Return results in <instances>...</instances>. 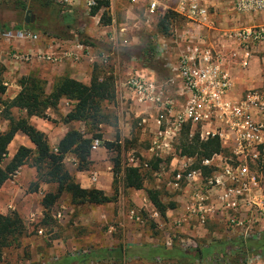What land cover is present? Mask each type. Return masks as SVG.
<instances>
[{
    "label": "rangeland",
    "instance_id": "rangeland-1",
    "mask_svg": "<svg viewBox=\"0 0 264 264\" xmlns=\"http://www.w3.org/2000/svg\"><path fill=\"white\" fill-rule=\"evenodd\" d=\"M30 1L19 0V3L27 5ZM84 1L54 0L53 13L48 12L49 10L28 12L27 23H24L25 11L21 9V4L14 0H0V86L4 89L3 93L0 94V129H4L7 124L4 103L11 100L13 94H17L19 91L18 81L21 78L32 76L39 79L45 83V92L48 93L54 83L62 78H69L66 69H70L71 64H78L81 61V58H75L72 59L73 61H64L60 65H56L55 62L48 60L49 55L52 58L56 57L54 53L52 54L50 51L35 53L36 50H31L32 52L16 50L15 45L17 43H21L23 47L36 45L40 48L44 47L43 49L66 44L68 48L66 47L65 50L73 47V44H80L86 48L85 50L93 59L91 64H94V60H101L102 57H107L108 63L106 65L102 64V68L106 72L104 76L111 78L113 88L115 86L114 81L117 84L119 78L125 80L130 72L134 70L135 65L146 69L147 67L151 68L156 72V79L159 81L166 78L163 60L167 57L174 60L176 55L174 45L171 44V35H168L170 45L167 55L156 57L154 53L150 61L147 58L143 59L144 46L150 44V42L153 48L155 46L150 37L152 30L143 26L141 22L140 26H138L139 24L136 25V20L132 18L133 13L131 10L122 9L117 12L113 7L110 12L113 27L107 28L100 21L103 9L91 16L90 9L85 8ZM227 1L229 2V0ZM228 7L232 13H236L230 2ZM58 9H61V12L57 13ZM210 9L213 8L210 7ZM61 13L67 14V17L62 18ZM251 15L262 16L257 13ZM31 18L32 22H30ZM34 22H37L35 29L22 30L23 33H33L38 36V40L34 43L24 44V40L8 39L2 36L5 31H11L14 34L16 32L15 27ZM69 22H72L73 30H67L66 26ZM39 24H46L48 26L47 29L54 35L69 36L68 40L50 38L42 34L41 31L37 30ZM120 27H125L126 32H123L125 36L118 35ZM211 41H213L212 37ZM255 50H253V53L257 54L254 52ZM92 75L101 76V69H96V71L93 69ZM130 103L131 101L127 100V104ZM127 104L126 106H128ZM59 106L55 110L47 111L49 121L42 120L49 128L55 129L54 134L56 136L62 130L64 131V127H69L61 123V119L66 115L67 109H71V104L65 100L59 101ZM121 107L118 104L116 105L114 94L110 102L102 103L103 122L96 127H90L86 124L84 127L85 139L92 140L96 138V135L102 138L109 132L113 136L109 143L116 144L115 146L109 149L106 148V150L100 149L95 153L90 152L89 149L88 163L84 171H79L81 164L73 155H66L62 159L64 170L79 186L80 179H90L91 175L96 174L97 182L92 185V188L96 186L99 190L102 189L101 191L106 196L113 197V202L100 206L87 203L73 205L69 196L62 194L48 212L45 213L41 206V200L45 193L54 191V185L36 182L35 169L27 161L0 188V211L4 210L2 215L15 213L21 219L23 225L22 235L18 238L17 244L1 251L0 264H47L76 251H95L104 248L114 249L142 245L188 247L187 239H189V236H186L187 234L179 232L178 229L155 226L156 224L153 225L152 220L150 221L148 217L152 208L149 205L145 190L159 191L161 200L165 204L173 203L170 198H175V195L167 192L164 186L169 163H158L156 171L161 174V177L156 180L150 172L149 166V163L154 161L147 160L144 153L147 135L143 133L142 136L141 133L140 136L129 112L127 115L121 116ZM9 113L13 118L23 116L22 113H18L15 109H10ZM120 118H124L125 123L126 121H129V124L132 123V126L131 124L128 125L125 132H121L119 127ZM36 121L37 119H33V122ZM73 124L75 127L77 126V123L74 122ZM178 140L174 145V154L176 156L178 155L176 151ZM117 141H120V144H117ZM13 143L15 144L14 149H16L17 145H20V140L14 138ZM27 145H29L30 149H33L31 144ZM103 146L105 147L104 144ZM8 149L3 164L7 163L12 157L13 144H10ZM129 158H139L143 162H147L146 169L141 167L140 171L143 178V189L141 190L124 188L121 183L120 172L116 174L114 187L113 185L111 186L114 161L118 160L120 168L127 167L130 166L127 161ZM132 209L138 212L141 222L128 220V212ZM56 212H60L59 218L52 217V214L55 215ZM31 214L33 215V221L29 218ZM38 229L42 231L41 235L37 234L36 231ZM188 230L189 233L193 234L197 245H208L228 235L233 238L236 237L235 233L231 234L232 232L226 230L217 220L207 222L204 229L192 230L188 228ZM166 240L171 242L166 244ZM263 261L252 256L248 258L245 264H262ZM89 264L173 263L171 261L133 258L119 261L92 262ZM193 264L208 263L194 262Z\"/></svg>",
    "mask_w": 264,
    "mask_h": 264
},
{
    "label": "built area",
    "instance_id": "built-area-1",
    "mask_svg": "<svg viewBox=\"0 0 264 264\" xmlns=\"http://www.w3.org/2000/svg\"><path fill=\"white\" fill-rule=\"evenodd\" d=\"M96 1L85 0V8L94 7ZM229 2L236 13L264 16V0ZM154 10L155 2L152 1L147 6V16ZM173 11L184 20L186 27L172 30L171 44L176 55L173 63L167 58L163 60L169 72L166 78L159 81L133 73L123 85L138 103L155 107L156 130L150 152L158 155L176 143L187 125L188 138L194 134L200 141L216 137L224 153L213 154L193 167L194 157L176 156L170 151L173 163L169 164L164 186L178 199L180 211L171 226L174 229L183 226L204 229L208 221L217 220L231 234L235 233V238H256L264 232V90H251L238 101L230 100L231 80L226 67L234 62L242 68L248 66L253 50L264 47V25L226 33L225 40L236 44V51H227L212 44L211 37L206 35L205 31L214 28L212 12L205 0H175ZM2 36L25 42L38 40L37 35L22 31L14 34L5 31ZM72 48L85 49L80 44H73ZM165 51L166 48H158L161 57ZM55 56L49 55L48 60L57 62L59 59ZM106 59L102 57L101 61ZM100 146L101 140L93 138L90 152L97 151ZM127 161L128 165L133 163L132 158ZM146 167L147 164H143L142 168ZM203 168L208 174H203ZM152 174L156 180L161 177L158 171ZM90 179L94 182L95 176ZM29 216L33 221V215ZM59 216L60 212L53 215L54 218ZM148 217L153 221L159 213L151 210ZM127 218L131 222H141L134 209L128 212ZM36 232L42 234L40 229ZM230 236L226 238H233ZM195 242L193 236L189 237L188 247H194Z\"/></svg>",
    "mask_w": 264,
    "mask_h": 264
},
{
    "label": "trees",
    "instance_id": "trees-1",
    "mask_svg": "<svg viewBox=\"0 0 264 264\" xmlns=\"http://www.w3.org/2000/svg\"><path fill=\"white\" fill-rule=\"evenodd\" d=\"M14 1L19 3V0ZM19 4H21V9L25 12L32 13L34 11L49 10L48 12L53 13L55 2L54 0H31L27 5ZM100 9H103L100 21L104 26H107L110 23L107 1H96V5L90 8V15H95ZM59 12H61V9L57 10V13ZM61 17L65 18L67 14L63 13ZM179 19L181 18L179 17ZM172 20L177 23L178 18L171 12H165L163 17L158 20L157 27L161 35H171L173 27L171 26V28L169 24ZM35 25H37V22L28 23L24 26L19 25L14 29L16 31L35 29ZM47 27L46 24H39L37 30L50 38L68 40L69 36L54 35ZM66 28L71 30L73 28L72 22H69ZM152 49L153 47L150 44L144 46L143 59L149 56L147 60H151ZM18 86L19 91L17 94L4 103L7 124L5 129L0 132V188L19 167L29 161L30 166L35 169L36 182L54 185V191L45 193L41 200V206L45 213L48 212L62 194H67L73 205L87 203L100 206L113 202V197L106 196L101 190L80 188L78 183L63 168V157L73 155L81 164L79 171L85 170L89 157L90 139H85L75 130H69L56 144L55 152H53L49 148L45 134L37 130L29 122L31 117L49 121L47 111L55 110L59 101L64 99L71 104V110L61 119V123L83 122L90 127H96L104 120L101 110L102 103L110 102L114 97L111 78L103 76L99 79V76L92 75L87 85L70 78H62L52 85L48 93L45 92V83L32 76L21 78L18 81ZM3 91V87L0 86V94ZM10 109H15L18 113H22L23 116L13 118L9 113ZM17 133L26 137L33 149L19 146L10 160L3 164V160L7 156V146ZM96 138H99V135H96ZM103 144L108 149L116 145L107 142ZM176 151L179 156L194 157L193 167H197L200 160L209 158L213 154L224 153L216 137L200 141L198 136L194 134L188 138L187 125L182 128ZM158 163L159 161L149 163L151 173L157 170ZM202 170L203 174H208L209 172L205 168ZM140 171L141 169L138 167L127 166L120 168L116 159L112 175L113 187L116 182V174L120 172L121 183L124 188L132 190L143 189V178ZM145 194L151 208L157 211L162 218L166 210L175 207L174 203L165 204L162 202L161 195L157 190L147 189ZM45 215L47 216V214ZM22 231L23 225L17 214H0V254L3 249L17 244ZM252 256L264 260V232L260 233L256 238L240 240L238 238L224 237L208 245L195 244L194 247L142 245L114 249L104 248L95 251H76L47 264H89L92 262L119 261L133 258L171 261L173 264H193L194 262L245 264L248 258ZM262 264H264V261Z\"/></svg>",
    "mask_w": 264,
    "mask_h": 264
},
{
    "label": "crops",
    "instance_id": "crops-1",
    "mask_svg": "<svg viewBox=\"0 0 264 264\" xmlns=\"http://www.w3.org/2000/svg\"><path fill=\"white\" fill-rule=\"evenodd\" d=\"M104 1H107L108 3L109 16H111L110 12H111L112 7L117 12L121 11L122 9H126L128 11L131 10V12L133 13L132 18L136 20L135 21L136 25L139 24L138 26H140V22H141V24L143 23L142 24L143 26H146L149 28V30H152L150 33V37H151L152 43L155 45L154 48L152 49L153 51L152 56L154 53L156 57L159 56V53H158L159 47H161L162 49L166 48L164 55H167L169 52V45H170L169 39L170 38L168 39V36L161 35L158 32V27H157L158 20L163 17L165 12H171L178 18L177 23H175V21L172 20V22L169 24L170 27L172 26L173 28H179V29L186 27V23L184 22V20L179 19V17L173 11L175 0H133V2H131L130 0H104ZM152 1L155 2V10L152 15L147 16V6ZM205 3L207 4V6L213 8L210 10H212L211 18L213 22L212 27L214 28L213 31L211 30L205 31L207 33L206 35L207 36L211 35L213 39L212 44L216 43L219 46V48H221V50L236 51V44L232 41L225 40L226 33L237 30V29H241V28L255 26V25H264V16L256 17L251 14L232 13L231 9L228 7L229 2L227 0H205ZM111 22H112V19L110 17V23L105 27L112 28L113 24H111ZM125 30H126L125 27H120L118 29V32H119L118 35L125 36V34L123 33V32H126ZM31 43H34V42H25L24 44H31ZM67 46L66 44H64L63 46H58L59 48L57 46H50L48 49H43L44 47L40 48L39 46H36V45H32V46L26 45L25 47H23L21 43H17L15 45V48L16 50H21L24 52H32L31 50H36L35 53L50 51L51 53H54L55 55L58 56L59 60L55 62L56 65H60L64 61L70 62V61H73L72 59L81 58V61L78 64H71L69 67L70 69H66V70L69 74L70 79L78 81L84 85H87L89 83L93 69L95 71L96 69L97 70L101 69V76H99V79L102 78L104 75H106V72H104V69L102 68V66L108 63V59H106L105 62L99 59L94 60V64H91L93 62V59L91 58V56H89L88 52L85 50L86 48L83 49L82 51H80L79 49H73L72 47L65 50ZM254 52H256L257 54L253 53L249 61V64L246 68L240 67L236 62L231 63L230 65L226 67L229 72L230 80H231V89L229 91V98L232 101L240 100L246 95L247 92L251 90H257V91L264 90V48L257 47ZM70 54L73 57L71 60L67 58V55H70ZM152 56L150 58H152ZM167 61L169 63L174 62V60L169 59V58L167 59ZM135 66L136 67L134 68L132 72H130L129 75L136 73V74L143 75L147 78H154V79L157 78L156 72L153 71L151 68L147 67L146 69L138 65H135ZM164 73L167 76L169 72L168 70L165 69ZM122 80L124 79L119 78L117 80V84L114 81L115 83L114 94H115L116 105L118 104V106L120 107L123 106L121 107L122 108L121 116L127 115L128 112L130 113L132 121L135 122V127L137 131L140 133V136H141V133H142V136H143V133L147 135L146 136L147 144H146V149L144 151L146 155V159L149 161L153 160L154 162L159 161V163L166 162V163L172 164L173 163L171 162L172 154H169V153L170 151L175 150L174 145L176 143H172L169 148L162 150V152H160L158 155H155L152 152H150L151 151L150 144L152 142V139H154L155 130H156V125L154 123V117L156 114L155 107L150 104L144 105V104L138 103L134 95L129 91V89L124 87L123 84L125 80L123 82ZM15 94H13V97L15 96ZM61 100H64V99H61ZM127 100H130L131 103L127 104ZM126 104L128 106H126ZM58 106H59V103L57 104V107ZM70 110L71 109L68 108L66 112L68 113ZM33 119H37V121L33 122ZM29 121H30V124L34 126L37 130L46 134L47 142H48L50 149H55L56 144L62 139L65 133L69 130H75L84 137L85 124L83 122H75L77 123L76 127L74 126V124L72 125V123L74 122L66 124V126H69V127H64V131L62 130V132L56 136L54 134L55 129L49 128V126L45 124L42 120H38V118L31 117ZM142 121H145V123H142ZM130 124L132 126V123ZM130 124H129V121L128 122L126 121L125 123L124 118H120L119 127L121 129V132H125L126 129L128 128V125ZM4 129H0V132L3 131ZM14 138H18L20 140V145H17V147L24 146V147L30 148L29 145H27L30 143L28 142L26 137H24L20 133H17L15 134L12 141L10 142L11 145L13 144V152H12L13 154L17 149V147L16 149H14L15 148V144L13 143ZM112 138L113 136L109 132H107L105 136H102V138L99 137V139L101 140V146L95 152H98L100 149L106 150V148L103 146V143L111 142ZM10 144L7 146V150H9L8 148ZM117 144H120V141H117ZM143 163L145 164V162H143L142 159L134 158L133 163L130 165V167H138L139 169H141V167L143 166ZM107 167L109 166L107 165ZM93 175L95 176L94 182H91V179H86V178L80 179L79 180L80 187L84 189H91L92 185H94V183L97 182V175L96 174H93ZM111 185H112V181H111ZM93 188L98 189V187L96 186H94ZM175 198L174 197L170 198L171 201L174 203L175 207L172 209L166 210L163 218L159 215L157 219L153 220V223L156 224V226L160 228L164 226L166 228L172 229L171 222L174 219L178 218L179 212H180L177 209L178 199L177 198L175 199ZM152 211H154V209H152ZM3 212L4 210L2 209L0 211V214H4ZM178 230L181 233L187 234L186 236H189V237L193 236V234L189 233L188 228L185 226L181 227ZM165 243L168 244V242L166 241Z\"/></svg>",
    "mask_w": 264,
    "mask_h": 264
},
{
    "label": "water",
    "instance_id": "water-1",
    "mask_svg": "<svg viewBox=\"0 0 264 264\" xmlns=\"http://www.w3.org/2000/svg\"><path fill=\"white\" fill-rule=\"evenodd\" d=\"M27 14H28V12H25L24 23H27ZM30 22H32V18L30 19Z\"/></svg>",
    "mask_w": 264,
    "mask_h": 264
}]
</instances>
